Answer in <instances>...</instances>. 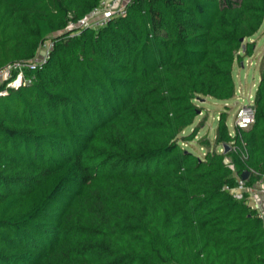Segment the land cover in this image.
<instances>
[{
    "label": "trees",
    "instance_id": "16d2710c",
    "mask_svg": "<svg viewBox=\"0 0 264 264\" xmlns=\"http://www.w3.org/2000/svg\"><path fill=\"white\" fill-rule=\"evenodd\" d=\"M102 1L0 0V69L54 45L0 97V264H264V222L226 189L227 157L264 175V67L255 124L233 138L223 114L216 132L247 162L179 138L199 100L234 98L264 0H130L69 29Z\"/></svg>",
    "mask_w": 264,
    "mask_h": 264
},
{
    "label": "built area",
    "instance_id": "2783aa9c",
    "mask_svg": "<svg viewBox=\"0 0 264 264\" xmlns=\"http://www.w3.org/2000/svg\"><path fill=\"white\" fill-rule=\"evenodd\" d=\"M130 2L127 1L125 5L118 8V2L116 0H104L100 6L94 9L87 17L78 21L76 24H71L69 29H80V28H93L99 29L105 27L110 19L126 14V6ZM46 52L43 59L39 56L29 62H20L8 65L0 69V97L5 96L12 89H19L23 86L31 85L33 78L28 77V72L31 68L45 63L50 57L51 51ZM245 104L241 105L236 113L234 122V133L230 134L233 138L241 135L242 132L250 129L256 122V108L255 98H249L245 100ZM229 147L232 152H235L238 157L243 161L247 162L250 153L247 145L242 141L241 147H237L235 142L230 145H223L224 153L225 147ZM228 151V152H229ZM229 168L234 172L236 178L235 186H227L226 189L233 196V198L239 202H244L249 207L256 209L262 221L264 222V175L256 182L252 181V176L257 175L254 170H249L250 176L247 180H243L241 175L236 173V167L232 159L227 160Z\"/></svg>",
    "mask_w": 264,
    "mask_h": 264
},
{
    "label": "rangeland",
    "instance_id": "374dc122",
    "mask_svg": "<svg viewBox=\"0 0 264 264\" xmlns=\"http://www.w3.org/2000/svg\"><path fill=\"white\" fill-rule=\"evenodd\" d=\"M118 8H121L129 0H116ZM251 43H255V52L252 57H247L244 62L236 63L234 67V80L236 84V94L234 98L228 102L216 101L211 98H204V103L198 101V106L203 113L195 120L194 125L187 128L181 135L187 136L198 128L196 138L191 142H181L182 148L194 153L197 157L204 159L206 154L211 151H217L223 154V145L216 144V132L219 125L220 117L226 114V123L230 134L234 133L235 116L239 107L249 100L255 98L260 81V70L264 67V23L260 31L250 39ZM51 37L44 42L36 56L43 59L46 52L52 48ZM246 44V43H245ZM244 44V45H245ZM243 53V52H242ZM227 157L226 160H230Z\"/></svg>",
    "mask_w": 264,
    "mask_h": 264
},
{
    "label": "water",
    "instance_id": "95a60500",
    "mask_svg": "<svg viewBox=\"0 0 264 264\" xmlns=\"http://www.w3.org/2000/svg\"><path fill=\"white\" fill-rule=\"evenodd\" d=\"M205 101L206 100H204V99L199 100V102H201V103H204ZM252 109H255V106H252ZM200 114H201V112H200ZM229 150H230V148L228 146L225 147V152H228ZM241 176H242L243 180H247L250 176V172L245 171V172H243V174Z\"/></svg>",
    "mask_w": 264,
    "mask_h": 264
},
{
    "label": "crops",
    "instance_id": "0c3cea01",
    "mask_svg": "<svg viewBox=\"0 0 264 264\" xmlns=\"http://www.w3.org/2000/svg\"><path fill=\"white\" fill-rule=\"evenodd\" d=\"M260 79H261V73H260ZM259 83H260V81H259Z\"/></svg>",
    "mask_w": 264,
    "mask_h": 264
}]
</instances>
